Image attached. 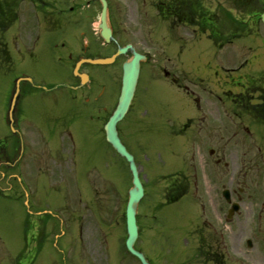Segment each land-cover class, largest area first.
I'll return each mask as SVG.
<instances>
[{"label": "rangeland", "instance_id": "rangeland-1", "mask_svg": "<svg viewBox=\"0 0 264 264\" xmlns=\"http://www.w3.org/2000/svg\"><path fill=\"white\" fill-rule=\"evenodd\" d=\"M89 1V20L94 24L101 6L94 0ZM155 1L146 0L142 3V0H108L119 36L127 41L135 37L131 32L137 35L140 30L149 31L151 40L157 42L158 56L162 54L164 59L169 58V61L164 60L162 64L171 71L173 67L180 76L181 83L188 85L189 79L194 83L191 86L194 96L190 99L183 91L161 79L163 75L157 68L143 67L132 109L119 122L121 139L141 168L139 176L144 185V197L138 206L137 222L140 231L135 248L151 264H192L187 259H191L195 253L199 230L207 229L205 222H211L214 219V209L216 211L211 203L210 187L214 190L213 193L218 194L217 190L222 184L214 178L213 173L223 180L226 189L237 185L249 191L253 186H259L260 190L264 188V142L257 144L260 148L257 150L248 139L241 136L235 126L238 120L244 118L243 110L235 104L230 105L228 100L231 102L232 99L225 94V91L229 93L232 86L233 91L244 93L253 85L264 88V31L262 24L251 18L255 9H248L246 0H200L208 13L214 12L219 16L225 14L227 19V42L222 48L216 47L206 34L195 37L192 33V30H196L195 27L179 26V29H170L169 22L158 16L154 8ZM28 7L29 3L21 2L20 8ZM129 13L134 21L128 18ZM18 27L16 25L11 29L17 32ZM53 37L58 40L64 38L62 32L57 31L44 36L41 43H50ZM17 46L21 51L13 47L16 52L12 59L26 56L19 42ZM81 46L75 39L67 48L54 49L46 44L44 48L36 49L35 53L40 58L36 63L21 64L18 60L9 72L0 68V123L4 133L7 131L3 121L4 111L12 83L20 70L30 72L37 79L29 87L32 99L22 104L31 119L46 124L45 115L48 112L69 116L76 110L85 109L83 106L79 107L78 102L71 100L68 95L60 96L56 92L51 94L44 87L47 86L44 80L73 78L72 63L67 60L60 64L56 59H66L70 53H79ZM94 53L109 54L110 51L100 53L96 50ZM122 61L120 59L112 67L92 65L87 68V73L93 79L99 78L96 90L101 85L105 88L100 106L111 109L114 104ZM83 71L86 72V69L83 68ZM245 76L248 80L244 79ZM249 77L259 79L250 81L253 78ZM188 120H192L190 128L187 127ZM96 122L101 125L100 119L89 120L84 115L80 119L75 118L74 125L80 132L78 139L83 141L84 156H88L87 160L96 165L93 172L97 187L96 198L104 205L116 202L120 209L130 187V173L124 159L104 143L97 128H91L88 132L90 126L98 127ZM209 134L214 142L206 145L202 139ZM197 135L201 138L197 139ZM208 148L216 151L212 157L207 155ZM214 155L223 157L222 161L226 163L214 165ZM207 158H211L212 162ZM175 174L185 176L186 181L171 176ZM88 176L86 172L69 175V187L59 182L48 185L46 178L40 177L42 185L37 186L36 190L49 202L51 208L55 205L60 207L63 203L79 205L80 201L91 205L96 200L86 183ZM171 184V187H189L188 192L181 194L180 198L170 204L164 203V191ZM3 188L5 185L0 184V189ZM181 192L179 190L177 194ZM12 201L15 200L0 195L1 233H6V227L11 233L16 231L8 224L15 220L9 213L22 215L21 206ZM215 202L226 207L219 194L215 196ZM54 212L53 215H48L53 227L45 242L46 264H84L78 252L80 242L76 223L69 219V213L57 210ZM118 220L106 240L98 238H101L104 246L107 244V248L110 247V250L121 257V262L115 259L117 264H139L123 251L124 222L121 218ZM71 221L73 222L69 223ZM216 222V227H219L220 221ZM199 226L201 229H197ZM94 230L93 225H84L82 249L88 257L93 253L94 264H104ZM228 230L225 229V232ZM72 231L73 234H70ZM205 233L207 235L208 231ZM247 237L228 235L227 245L246 248ZM234 257V254L227 256L229 259Z\"/></svg>", "mask_w": 264, "mask_h": 264}, {"label": "flooded vegetation", "instance_id": "flooded-vegetation-1", "mask_svg": "<svg viewBox=\"0 0 264 264\" xmlns=\"http://www.w3.org/2000/svg\"><path fill=\"white\" fill-rule=\"evenodd\" d=\"M23 1L29 3L30 7L22 9L20 6H14L16 5L15 0L8 2V6L0 4L2 6L0 7V52L6 56L7 46L10 45L13 48L19 42L26 55L21 56L20 59H0L1 69L13 70L14 63L18 60L21 64H34L40 60L35 53L37 48H44L46 44L54 49L69 47L73 39L82 44L79 54L76 56L67 55L66 59L62 57L56 59L58 63L63 64L67 60L75 63L80 58L97 56L98 54L94 53L96 50L98 52L110 51L109 55H102L110 56L116 52L118 46H130L145 56V63L153 62V56L156 58L154 51L157 42L151 40L150 33L140 30L137 35L131 32V35L135 37L127 38V41L122 37L118 39V31L111 15H109V19L115 41L111 40L107 43L96 38L92 32V22L89 20L91 17L87 2V4L81 5L77 0ZM155 3L157 9H160L164 16L172 18V29H177L180 25L196 24V0H161L159 2L156 0ZM260 4L264 5V0ZM214 17L216 18L210 22H200L198 28L204 27L206 29L211 26H219L220 29L216 30L217 36L223 37L225 33H223L224 29L222 28L226 26V23L221 16L215 15ZM128 18L134 21L130 13ZM11 23L19 26L17 32L10 31ZM65 27L67 28L65 29ZM57 31L62 32L63 39L58 40L53 37L50 43H41L44 36ZM17 51L20 52L21 50L18 49ZM131 56L130 49L123 55L124 60ZM119 60L120 56L115 59L111 66H114ZM155 62L154 68L164 71L159 64L160 61L156 59ZM142 66L143 64L140 65V70ZM84 67L88 68V65L80 66L79 71L82 72ZM86 74L88 80L85 84H82L80 79L75 80L73 78L44 80L49 93L56 92L60 96L68 95L71 100L78 102L79 107H85V109L76 110L69 116L48 112L45 115L46 124L31 119L27 115V111L22 108V104L33 97L29 87L37 80L36 76H32L26 70H20L16 76L29 77L31 83H22L21 85V96L14 119L15 131L12 132L7 127V131L4 133L0 123V184L5 185V188L0 189V195L3 198L15 200L12 202L21 206L22 215L20 216L13 211V213H9L15 220L8 222V224L16 231L11 233L6 227V233L0 232V264H46L45 242L52 233L53 227L47 213L48 210L52 211V215L55 213L54 210L69 213V219H72L77 225L80 242L83 239L84 225H93L94 233L97 236L95 237L96 240L98 237L106 240L110 234L105 232L103 228L113 225L114 206H110L106 210L97 203L89 205L87 203L82 204L80 201L79 205L63 203L60 207L55 205L54 208H51L49 202L36 190L37 186L42 185L41 176L46 178L48 185L59 182L68 186L69 175L86 172L89 175L86 180L87 185L93 193L97 191L95 173H93L96 165L87 160L88 156H84L83 141L78 139L80 132L76 130L78 128L74 122L75 118L77 120L84 115L89 120L100 119L102 124L99 125L96 122L98 127L90 126L88 132L91 128H97L104 143L111 149L105 140L103 125L114 108L115 101L110 110L107 107H101L100 100L104 95L105 88L101 85L96 90V87L99 86V80L93 79L87 72ZM165 80L183 90L190 99L194 96L191 88L194 83L189 81L190 85H181L176 72H167ZM94 84H96L95 87ZM251 92L256 93L252 95ZM263 94L264 88L260 89L253 85L246 93H232L233 97L231 98L233 104L236 103L242 108L244 115V118L240 119L235 127L241 132V136L248 139L257 150L260 149L257 144L261 141L264 142ZM53 101L56 103L55 99ZM187 127H192V120L187 121ZM196 138L200 139L201 136L197 135ZM202 140H204V144L214 142L210 134ZM90 146L93 148L92 145ZM112 152L114 151L112 150ZM209 153L211 156L215 154L213 151ZM214 157H216L213 159L216 165L225 164V161H222L223 157H218V155ZM214 178L217 180L216 174H214ZM219 181L223 182L220 177ZM178 189L176 186L170 188L171 192ZM223 190H225L224 186L221 187L218 194L226 205L225 208L221 206L220 202L215 204V196L218 194L213 193L214 190H211L210 187L211 203L216 207L213 214L214 219L207 223L208 234L205 233L201 239L198 238V244L201 247L195 249V253L190 259L191 262L194 264H264V188L260 190L259 186H253L249 191L237 185L235 188L227 189L228 201L222 195ZM76 197H78V192H76ZM233 204L236 205V210H234ZM73 205H75V209H73ZM85 212L86 215L84 216ZM216 220L220 221L219 227H216L218 224ZM227 224H229V232L224 233V226ZM70 234H73V231ZM231 234H235L237 237L247 235L246 242L254 239V246L248 249L228 247L227 237ZM109 250L110 247L100 250L103 253L104 251L108 253L105 254V263L109 262V256L113 262L116 259L114 251ZM78 252L84 264H94L95 258L92 252L89 257L86 256L83 249H79ZM229 254H234L235 257L229 259L227 258Z\"/></svg>", "mask_w": 264, "mask_h": 264}, {"label": "water", "instance_id": "water-1", "mask_svg": "<svg viewBox=\"0 0 264 264\" xmlns=\"http://www.w3.org/2000/svg\"><path fill=\"white\" fill-rule=\"evenodd\" d=\"M102 4V12L100 16L99 28L101 29V35L105 39L110 37V28L107 22V4L105 0H99ZM261 20L264 25V12L261 14ZM125 49H119V52H124ZM112 58H101L97 60L87 61L92 64H108L112 62ZM143 59L142 56L133 52V57L131 60L124 62L122 66V86L121 92L116 105L115 110L105 124V135L107 141L113 146V148L123 156L128 162L129 170L132 175V188L128 192V199L125 207V218H126V232L127 237L125 241L126 248L128 251L137 257L142 264H149L142 254L138 251H135L133 244L137 238V226L135 221V215L137 211V205L140 198L143 195V187L138 178V172L136 165L134 163L132 155H130L123 144L118 138L116 124L120 121L124 114L126 113L130 101L132 99L138 73H139V60ZM19 97V82L16 81L10 98L9 104V117L13 115V112L16 107V103Z\"/></svg>", "mask_w": 264, "mask_h": 264}]
</instances>
